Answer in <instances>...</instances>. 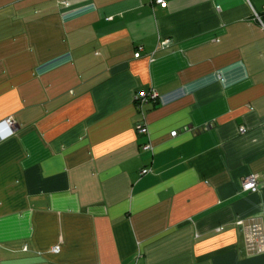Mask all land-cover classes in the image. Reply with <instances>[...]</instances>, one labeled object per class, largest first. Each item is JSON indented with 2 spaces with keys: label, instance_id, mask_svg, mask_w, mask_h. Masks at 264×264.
<instances>
[{
  "label": "crops",
  "instance_id": "crops-1",
  "mask_svg": "<svg viewBox=\"0 0 264 264\" xmlns=\"http://www.w3.org/2000/svg\"><path fill=\"white\" fill-rule=\"evenodd\" d=\"M0 264H264V0H0Z\"/></svg>",
  "mask_w": 264,
  "mask_h": 264
},
{
  "label": "built area",
  "instance_id": "built-area-1",
  "mask_svg": "<svg viewBox=\"0 0 264 264\" xmlns=\"http://www.w3.org/2000/svg\"><path fill=\"white\" fill-rule=\"evenodd\" d=\"M157 3H160V4H163L165 3V0H155ZM171 44V39H163L161 42H160V47H168L170 46ZM141 50L142 48L139 47L138 51H136V56H140L141 55ZM158 98H159V94L157 91L155 90H152V91H149V92H145V91H139L135 94L134 96V99H135V102L137 103V106H138V109H139V112L145 114V108L147 105H149L150 103H156L158 101ZM4 123L9 126L10 128H13L16 124V121L13 119V118H8L4 121ZM137 130H138V133L140 134H147L148 133V127L146 125V122H140L138 123L137 125ZM242 132H244L246 129L242 127ZM178 131H173L172 132V135H176ZM144 148L145 149H149L151 148V145L149 144H145L144 145ZM150 169L148 168H145L142 170V174H146L149 172ZM260 188V182H259V178H258V175L256 173H251L249 175H246L244 177V179L242 180V189L243 191H246V192H256L258 191ZM239 224H242L243 221L242 220H239L238 221ZM254 231L256 233H258V227L256 224H254ZM263 245L261 244V242H258V248L257 250L258 251H262L263 250Z\"/></svg>",
  "mask_w": 264,
  "mask_h": 264
}]
</instances>
